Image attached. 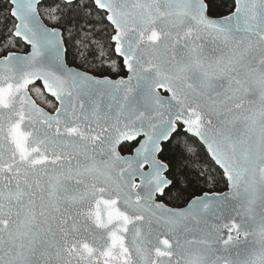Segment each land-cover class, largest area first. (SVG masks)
I'll return each instance as SVG.
<instances>
[{
    "label": "snow or ice",
    "instance_id": "1",
    "mask_svg": "<svg viewBox=\"0 0 264 264\" xmlns=\"http://www.w3.org/2000/svg\"><path fill=\"white\" fill-rule=\"evenodd\" d=\"M0 6L15 20L0 41V264H264V0ZM75 10L106 20L107 41L65 28ZM193 138L229 191L169 207L190 181L161 157L176 142L197 167Z\"/></svg>",
    "mask_w": 264,
    "mask_h": 264
},
{
    "label": "trees",
    "instance_id": "2",
    "mask_svg": "<svg viewBox=\"0 0 264 264\" xmlns=\"http://www.w3.org/2000/svg\"><path fill=\"white\" fill-rule=\"evenodd\" d=\"M87 2L91 3V0H87ZM223 2L224 0H218V3ZM227 3L230 5L231 0H227ZM43 19L48 25L52 26L50 21L46 18ZM14 23L15 20L11 16L7 15L2 6H0V41H3L6 38L8 35L7 30L11 28ZM63 23L65 28L72 30L77 39L79 38L80 33L84 32L90 35L93 40L106 42L108 39V33L111 30L106 20L101 21L99 14L89 16L83 10L69 11L66 14ZM65 36H67V32H65ZM11 50L24 53L28 51V48H26L22 42H19L17 46ZM70 53L71 54L68 56L70 65L75 67L81 65L82 58L76 56L74 48H70ZM86 55L93 64H96L95 57L91 54V51L86 53ZM98 71L99 69L97 72ZM103 71L105 74L111 75L112 78H118L117 73L112 72L107 67H105ZM118 73L119 75L126 76V72L124 70H118ZM37 86L41 87L40 84H37ZM41 91L43 92L42 97L37 96L36 93L30 89L32 96L39 105L49 111H54V108L56 107L55 101L44 93L42 87ZM186 138L187 137L182 134L180 139L183 140ZM193 140L195 141V138H193ZM195 147L198 153L195 160L197 167H193L194 161L191 157L184 156L182 151L177 148L176 142L169 145L161 157L169 162L170 167H172L175 171H183L187 175L188 181H190L185 183L183 195H179L178 199H173V196L178 195L176 190H173L172 194L163 199V202L171 207H184L186 205V201L193 194L200 195L202 192H224L227 189V181L224 178L222 171L212 162L204 147L201 146L198 141H195ZM130 153H132V149L129 144L128 147L124 148L122 154L125 155ZM201 171L204 172L203 176L199 175ZM208 176L213 177V181L210 184L207 180Z\"/></svg>",
    "mask_w": 264,
    "mask_h": 264
},
{
    "label": "water",
    "instance_id": "3",
    "mask_svg": "<svg viewBox=\"0 0 264 264\" xmlns=\"http://www.w3.org/2000/svg\"><path fill=\"white\" fill-rule=\"evenodd\" d=\"M14 19V18H13ZM43 19V18H42ZM45 22V21H44ZM46 23V22H45ZM47 24V23H46ZM50 26V25H49ZM51 27V26H50ZM22 42V41H21ZM23 43V42H22ZM24 44V43H23ZM28 50H30V49H28ZM18 54H25L26 52H17ZM70 67H75V66H71V65H69ZM113 79H116V78H113ZM37 84H40L41 85V82H39V81H37ZM41 87H42V85H41ZM43 89V88H42ZM43 91H44V89H43ZM44 93L48 96V97H50V98H52L54 101H55V99L53 98V97H51V95L50 94H47L45 91H44ZM30 94H31V92H30ZM32 95V94H31ZM33 99H34V97H33ZM249 99V101H250V106H252V107H258L260 104H261V100H260V98H259V96L257 95V96H255V97H250V98H248ZM55 104H56V107L58 106V102L57 101H55ZM41 106V105H40ZM42 107V106H41ZM44 108V107H43ZM46 111H49V110H47V109H45ZM49 112H52V111H49ZM201 146H203L202 144H201ZM204 147V149L206 150V147L205 146H203ZM207 152V151H206ZM133 154V152L132 153H130V154H125V155H132ZM122 155H124V154H122ZM210 158V157H209ZM211 159V158H210ZM213 162V161H212ZM214 163V162H213ZM215 164V163H214ZM216 165V164H215ZM216 167H218L221 171H222V173H223V170L218 166V165H216ZM224 176V175H223ZM224 178L226 179V177L224 176ZM226 191H229V188H228V184H227V189L224 191V192H226ZM165 203V202H164ZM169 206V205H168ZM186 206V205H185ZM184 206V207H185ZM169 207H171V206H169ZM176 208H178V207H176ZM223 223H227V221H221V224H223ZM223 234H226V230H223ZM249 239L251 240L252 239V237L250 236L249 237Z\"/></svg>",
    "mask_w": 264,
    "mask_h": 264
},
{
    "label": "rangeland",
    "instance_id": "4",
    "mask_svg": "<svg viewBox=\"0 0 264 264\" xmlns=\"http://www.w3.org/2000/svg\"><path fill=\"white\" fill-rule=\"evenodd\" d=\"M15 52H17V51H15Z\"/></svg>",
    "mask_w": 264,
    "mask_h": 264
}]
</instances>
